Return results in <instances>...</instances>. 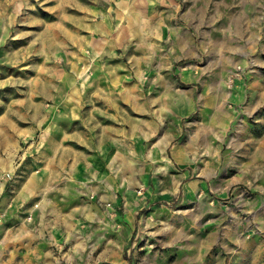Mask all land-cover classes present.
Returning a JSON list of instances; mask_svg holds the SVG:
<instances>
[{"label":"rangeland","instance_id":"obj_1","mask_svg":"<svg viewBox=\"0 0 264 264\" xmlns=\"http://www.w3.org/2000/svg\"><path fill=\"white\" fill-rule=\"evenodd\" d=\"M118 3L130 11L115 24L131 31L107 61L127 65L129 76L95 95L108 106V133L80 138L75 123L94 107L72 113L63 103L105 60L73 38L88 34L76 28L94 4L115 17ZM4 16L12 24L0 28V264H264V200L239 203L259 189L234 185L229 160L233 144L258 142L245 132H264V87L251 86L264 84V0H0ZM92 92L76 97L88 103ZM217 95L223 109L211 104ZM46 107L48 124L65 108L61 118H76L52 125L47 139L40 127L26 135ZM114 114L126 133L115 131ZM208 142L227 156L225 179L189 194L187 168L198 179L199 165H214ZM79 231L90 253L75 250Z\"/></svg>","mask_w":264,"mask_h":264},{"label":"crops","instance_id":"obj_2","mask_svg":"<svg viewBox=\"0 0 264 264\" xmlns=\"http://www.w3.org/2000/svg\"><path fill=\"white\" fill-rule=\"evenodd\" d=\"M59 4L62 5V0H57V6ZM94 5H95L94 8H89L87 10L88 11L87 18H91V21H87L86 25L78 26L76 28L77 32L79 31L85 32L84 29H86L87 30L86 32L88 34L87 35L77 34L73 38V41L77 42L78 44L87 43L89 48L93 51V54L99 56V60L101 59L105 61L103 63H100V65H98L97 68L94 69L93 75L87 78L88 81L86 80L87 84L86 82H84L80 86L75 84V88H72L71 90L77 94L76 96H79L82 92H85L86 90L95 91L91 93L90 101L87 103V101L86 102L84 101L83 97L81 99L80 98L78 99L76 96L72 95L71 97H73V99L69 100L71 102H67L66 104L65 102L63 103L64 107L66 106L69 107L72 113H79V112L82 113L81 109L87 106V104H88V107L90 108L94 107V110H90L91 116L89 115L86 120H79L77 123H75L78 125L77 127L74 126L73 130L75 133H77L78 137L80 138L87 137V136L88 137L90 136L92 138L93 134L96 132L97 129H99L100 131L99 134L101 135H106V132L108 133L109 128L111 127V125L105 120V119H110V116H108V112L106 110V107L108 106L105 105V102L103 104V101L101 105L99 106V103H98L99 99H95V95L96 93L105 94L106 92L112 91V89H109L111 87L112 81H114L116 84L119 82L120 78H125L129 76L128 75L129 69L127 65L121 62H118V65L116 66V65H112V63L109 64L107 60H109L110 58H115L116 56L120 57V55H116V50L118 49L117 47L120 45L119 43L126 42L124 38L128 36L131 30L125 31L124 29L125 27L123 28V25L121 24L117 25L115 23L118 22L117 18L119 17L120 12L121 13L122 11L129 12L130 10H128L127 5L123 6L122 3H118L117 5L118 14L117 16L114 17L113 13H108L103 9L102 10L99 8L97 9L98 5L96 4ZM136 9H141V11L143 10L141 5L136 6ZM124 17L128 19L129 16L128 14H126ZM143 17H144L143 19H147L144 15ZM29 18L30 17H26V20H29ZM30 19L34 20L35 18L34 19L30 18ZM11 24H12L11 20L10 19L7 20L5 16L0 18V28L2 29L3 32L5 28L7 29V31H9V27L11 26ZM135 56L136 55H134L132 58L133 59L137 58ZM72 63H73V67L77 68V73L83 74V71L82 73H80V70L78 69L77 61L72 60ZM136 73L138 74V72ZM42 76L43 74L42 72H40V77ZM106 80L110 82H106ZM39 85L40 87L44 86L43 88L47 90L46 82H44L42 78L39 79ZM251 86H253V88H255V86L262 88L264 87V84H262L260 80L256 79L255 81H253ZM236 88H237L236 91L241 92L243 86L242 84H237ZM34 89L37 90V88H34ZM45 98H47V96ZM188 98L191 99V96H189ZM258 98H264V94L260 95ZM134 103H135L134 107L137 109V111L143 106L142 104L140 105L137 102H134ZM211 104H215L214 106L216 109H223L225 107L224 102L222 100H219L218 95L215 97V99L212 98ZM46 105H47V101L43 103L41 100L40 103H37V106H39L40 108H43L42 106H46ZM97 107H99L100 110H96ZM254 107H258V106H254V103H253L252 109H254ZM258 108H261V106H259ZM66 112L69 113V110L65 108L64 112H62L61 115H64ZM96 112L98 113L96 114ZM233 112H234L233 109L225 110V119L231 120L232 116L234 115ZM61 115L60 113L57 114V116H55L56 121L53 120L52 122H50V124H48L47 107H46V111L43 117H38L35 123H31L23 127V130L25 132L22 131V129H19V130L20 132H24L26 135H28L29 132L30 133L34 132L36 131L37 127L38 128L40 127L41 130L45 129L44 130L45 133L43 134V137L47 139L48 135H51L53 133L54 128L52 125L57 126V124L60 122L62 124H70V122L68 121L70 120L71 122H73V119L76 118V116H73V117L67 116V117L61 118ZM113 116L116 119L113 125L116 128L115 131H117L118 134L120 135L122 133H126L127 131H126V128H124L125 126H124L122 117L118 114H114ZM140 118L143 121L141 116H135L133 118V124H136L137 126H139ZM152 121L154 122V120ZM261 121L264 122V117L261 118ZM13 127H15V125ZM243 127L244 126L241 124V128ZM245 133L247 134L246 135L247 139H253L258 142L254 146H250L246 142L244 143L239 142L237 145L233 144V150L229 155L230 157L229 160L232 161V166L237 168V176H233L232 178L234 180L233 182L234 185H236L237 187L245 186L246 189H249V188L259 189V192L257 194L249 196L248 198L239 199L240 196H237L239 203L246 202L247 204L248 202L256 203L258 201L264 200V132L262 135L254 134L253 132H245ZM167 134L169 133L167 132ZM214 138L217 140L219 138L220 141H223V134L218 133ZM205 139L207 140L208 138H205ZM237 139L239 141L243 140L245 139V135L238 134ZM204 140L202 143L203 145H204ZM64 145L65 143L63 144V146ZM211 146L212 144L208 142V144H206V147H207L206 151L209 157L208 159L213 161L212 157L215 156L214 165H211V163L199 165V170H201V172L204 174L203 178L196 179L192 177L193 176L192 169L187 168V172H186L187 175L185 176H187L188 180L184 183L185 184L184 187L189 194H191L192 189H196L200 183H202L203 185H207L206 182L210 183L212 181H215V185L217 186V185H220L219 183L225 179V170L223 168V164L224 162H227V156H224L222 148L217 147L214 149V148H211ZM57 148H59V145L56 143L55 149ZM163 150H164L163 147H160L159 151L162 152ZM14 151L15 149L12 151L10 150V154L14 153ZM161 157L168 164L169 158H167L164 154L161 155ZM185 157L187 158V153L185 154ZM0 159H2L1 152H0ZM91 165L92 163L90 162L89 166ZM203 165H211V166L204 167ZM165 166L167 165L165 164ZM156 180L157 179L155 176V185L157 186ZM158 181L160 182L159 178H158ZM240 192L244 193V191H240ZM249 193H251V191ZM158 196L159 195H157V197ZM79 234L80 233H77L78 242H77V245L74 247L75 250L76 251H86L87 253H90L93 250V246H90L88 243H85L84 240L81 238L83 236ZM36 241L35 240L33 241L31 239V243H36ZM6 243L7 245L14 243L13 237L8 236ZM190 244H192V242H190ZM187 245L189 244L183 245L181 248L183 249L186 248V249L191 250L190 248L192 247V245H189L188 246L189 248L187 247ZM197 252H195V254H192L190 256L189 255L181 256V258L183 260H187L188 258L197 259L198 257Z\"/></svg>","mask_w":264,"mask_h":264},{"label":"bare ground","instance_id":"obj_3","mask_svg":"<svg viewBox=\"0 0 264 264\" xmlns=\"http://www.w3.org/2000/svg\"><path fill=\"white\" fill-rule=\"evenodd\" d=\"M85 212H86V211H85ZM78 233H80V231H79ZM79 235H80V234H79ZM191 240H192V239H191ZM191 240H190V241H191ZM205 240H206V239H205ZM205 240H204V241H205ZM202 241H203V240H202ZM203 243L205 244V242H203ZM193 245H194V244H193ZM193 245H192V246H193ZM197 247H199V246H197ZM195 248H196V247H195ZM192 249H193V248H192ZM195 258H196V257H195ZM166 260H167V259H166ZM167 262H168V261H167ZM167 262H166V263H167ZM166 263H165V264H166ZM174 264H175V263H174ZM180 264H181V263H180Z\"/></svg>","mask_w":264,"mask_h":264}]
</instances>
